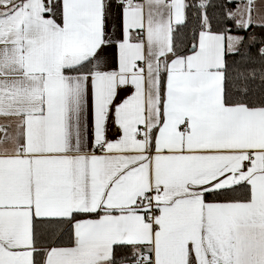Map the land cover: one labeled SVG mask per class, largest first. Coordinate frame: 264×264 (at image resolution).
Returning <instances> with one entry per match:
<instances>
[{
    "label": "snow or ice",
    "instance_id": "snow-or-ice-1",
    "mask_svg": "<svg viewBox=\"0 0 264 264\" xmlns=\"http://www.w3.org/2000/svg\"><path fill=\"white\" fill-rule=\"evenodd\" d=\"M0 264H264V0H0Z\"/></svg>",
    "mask_w": 264,
    "mask_h": 264
}]
</instances>
